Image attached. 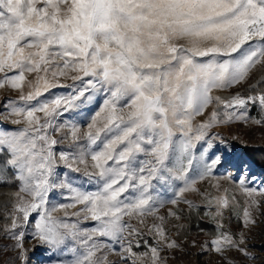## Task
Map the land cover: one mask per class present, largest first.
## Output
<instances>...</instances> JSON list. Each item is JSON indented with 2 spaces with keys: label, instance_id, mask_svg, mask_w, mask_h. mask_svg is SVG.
Returning <instances> with one entry per match:
<instances>
[{
  "label": "snow or ice",
  "instance_id": "obj_1",
  "mask_svg": "<svg viewBox=\"0 0 264 264\" xmlns=\"http://www.w3.org/2000/svg\"><path fill=\"white\" fill-rule=\"evenodd\" d=\"M256 65L264 66V0H0V89L18 93L0 103V122L20 126L0 128V184L17 189L0 235L14 241L20 264H28L29 232L50 264H175L185 249L167 225L181 214L160 210L166 203L192 208L184 193L198 192L197 181L224 162L226 153L205 159L220 139L209 132L212 127L249 120L264 127V77L249 83ZM60 78L73 83L61 84ZM239 85H247L249 94L211 95ZM56 87L73 92L40 99ZM89 92L107 98L86 131L57 122ZM214 104L243 111H225L222 119L214 107L195 124L194 117ZM252 108L258 118L248 115ZM65 142L67 150L57 152ZM198 144L203 169L193 177ZM61 167L82 174L97 190L61 180ZM248 173L241 167L237 177H224L245 197L239 233L223 223L224 210L239 207L237 197L229 199L228 189L215 197L201 193L216 235L199 246L191 242L198 257L214 253L218 264H237L232 253L241 264L257 259L246 233L264 216V188L251 187ZM157 185L174 189L173 198L154 195ZM213 187L219 191V182ZM57 189H68L71 202L50 206ZM71 208L77 210L69 213ZM58 209L64 217L53 215ZM89 221L91 227H82ZM141 245L143 252L136 250ZM65 250L74 259L56 258Z\"/></svg>",
  "mask_w": 264,
  "mask_h": 264
},
{
  "label": "rangeland",
  "instance_id": "obj_2",
  "mask_svg": "<svg viewBox=\"0 0 264 264\" xmlns=\"http://www.w3.org/2000/svg\"><path fill=\"white\" fill-rule=\"evenodd\" d=\"M207 59V58H202ZM259 65L254 66L252 72L258 67ZM264 77V72L257 76L255 80L249 83H254L256 80ZM32 78V77H30ZM88 79V78H86ZM61 84L64 85H72V81L70 79H63L60 78L59 81ZM77 88H83L84 86L81 85L79 82H76ZM247 89V85H239L235 88L227 89V90H213L211 95L220 96L224 99H228L231 95H234L236 92L244 93V90ZM73 92L71 87H56L51 89L49 92L44 93V95L40 98L41 100L50 101L55 99L57 96H67ZM91 94L92 99L88 100L86 97L87 95ZM244 95V94H243ZM18 96L16 92H7L4 89H0V103L6 102L7 99L15 100ZM86 97L82 98L81 101H77L76 103L79 105L78 108L71 110L70 112L64 114L61 117H57L58 123H74L81 128V131L87 130V124L91 122L92 116L100 110L103 106L104 99L107 98L106 94L103 92L95 93L89 92L86 93ZM35 103V102H33ZM216 107L221 114V118H224V112L227 111L231 112H241L242 109L233 108L225 110L223 106L212 105L205 110V115L194 117V123L199 124L202 121L208 118V115ZM247 123L243 121H233L228 124H219L212 127L209 132L213 135L219 134L220 139H216L214 141V149L205 157V159L214 158L215 155H222L226 157L224 162L221 165H218L215 168L210 176H208L204 180H198L195 187L199 190L198 192H186L184 193V198L188 201H191L194 207H203L205 209V213L208 212L207 201L203 199L201 193H210L212 196H218L224 194V189H228L227 196L229 199L233 195L237 197L239 201V207L235 204L230 205L229 208L224 210L223 215V223L226 231L231 233H239L243 230V226L240 220V215L242 214V210L244 207L245 197L241 194V190L237 187V183L233 180L225 179L226 176H238V168L247 167L249 169V181L250 186L261 189L264 188V184L261 183L264 180V172L259 169L249 158L248 156L241 150L242 146L247 145H264V136L260 135V128L259 125H254L251 129H247ZM18 125H12L7 122H0V128H4L6 130H15L17 129ZM81 143H85L81 141ZM203 143V142H201ZM206 146V145H205ZM97 147H102V144H98ZM177 151L179 149V141L177 139L176 143ZM63 148L67 150L66 142L61 145L56 146L57 152ZM223 150V151H222ZM201 152L202 148L198 144L195 149L192 150V156L195 157L193 160L192 167L189 171L190 176H198L199 172L203 169V163L201 162ZM89 164L91 163L90 157ZM186 163V161H185ZM83 167V166H80ZM60 172V179L71 185L72 187L78 188L80 190L86 191H95L97 190V185L95 183H89V181L82 175L77 174L75 172L70 171L66 167H61L58 169ZM255 176V182L251 181V177ZM217 182L220 184V190L217 191L213 185ZM155 183V182H154ZM179 184V182H177ZM16 188L12 187H4L0 186V210H4L6 214L7 211L11 208V201L13 199V193L16 191ZM174 189L172 188H162L157 185V192L153 193L154 195H159L160 199L162 200H170L173 198ZM71 193L68 189H57L55 195L50 197V206L51 205H59L64 203H70L69 197ZM260 199L259 196L256 197ZM80 206L78 205L77 208ZM178 207H188L185 203H180L178 205H172L171 203H166L164 208H162L161 214H166L169 209L176 211ZM77 208L68 209V212H74ZM213 211H215V207L213 205ZM261 212H264V205H262ZM53 215L62 218L64 217L63 210H57L53 212ZM254 215H257L254 211ZM239 218V223L236 224L235 220ZM75 217H72L70 222L75 221ZM184 220L181 218L179 221L175 220L174 218H169V223L167 225L169 230V235L177 240L178 243H181L184 246L185 251L182 253H177V259L175 264H218V257L214 253H205L202 256H197L196 253L198 252L199 248H192L191 242L194 240L197 243V246L210 241L216 234L212 236H208L203 234L202 232L198 233H190L188 235L179 236L176 235L177 232L180 230V226L183 224ZM10 223L5 221H0V227L4 224ZM91 221L82 225V227H91ZM135 223V221H133ZM149 223L151 221L149 220ZM175 225L176 227H173ZM249 237L248 244H249V251L252 252L257 259L255 261H245L243 264H264V216H258L257 226L252 230L250 233H246ZM14 241H10L0 235V264H20L19 259L16 257L15 251L11 249V245ZM25 248L28 249V264H50L49 262V254L46 251L45 247L39 246L38 241L31 238L30 232L29 235L26 236L24 240ZM37 245L35 249L33 246ZM254 245V247H252ZM73 245L70 243L69 247ZM143 252L145 250H139ZM232 255L237 260V264H241V257L236 254L232 253ZM57 259L71 261L74 259L73 253L70 251L65 250L64 252L60 253Z\"/></svg>",
  "mask_w": 264,
  "mask_h": 264
},
{
  "label": "trees",
  "instance_id": "obj_3",
  "mask_svg": "<svg viewBox=\"0 0 264 264\" xmlns=\"http://www.w3.org/2000/svg\"><path fill=\"white\" fill-rule=\"evenodd\" d=\"M264 72V66L259 65L251 75V79L249 82H252L257 78L258 75ZM244 95H248L249 93L247 92V89L244 90ZM249 116L251 117H259V110L258 108H252L251 111L248 113ZM255 124H253L250 120L248 121L247 124V129H251ZM260 135L264 136V127L260 128ZM241 150L248 156V158L259 168L264 172V145H247V146H242ZM9 178L11 179L10 175ZM0 186L4 187H12L16 188V185H5V184H0ZM179 211L181 214V218L184 220L182 228L179 230V236H184L188 235L190 233H198L202 232L205 235L212 236L216 234V225L213 221H211L206 215H205V209L203 207H178L176 211ZM5 211L0 210V221H6L4 219L5 217ZM239 218L235 220L236 224L239 223ZM151 242V240L149 241ZM136 250H146L143 245L139 249Z\"/></svg>",
  "mask_w": 264,
  "mask_h": 264
}]
</instances>
